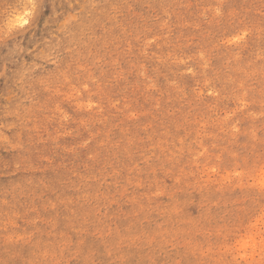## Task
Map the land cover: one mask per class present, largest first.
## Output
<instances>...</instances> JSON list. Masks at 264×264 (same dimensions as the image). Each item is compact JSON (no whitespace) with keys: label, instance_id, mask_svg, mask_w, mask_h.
I'll return each mask as SVG.
<instances>
[{"label":"rangeland","instance_id":"rangeland-1","mask_svg":"<svg viewBox=\"0 0 264 264\" xmlns=\"http://www.w3.org/2000/svg\"><path fill=\"white\" fill-rule=\"evenodd\" d=\"M0 264H264V0H0Z\"/></svg>","mask_w":264,"mask_h":264},{"label":"bare ground","instance_id":"bare-ground-1","mask_svg":"<svg viewBox=\"0 0 264 264\" xmlns=\"http://www.w3.org/2000/svg\"><path fill=\"white\" fill-rule=\"evenodd\" d=\"M19 21H20V22H22L23 20H18V22H17V23H19ZM25 22H26V21H25ZM22 23H23V22H22ZM18 25H19V24H18ZM20 25H21V24H20Z\"/></svg>","mask_w":264,"mask_h":264}]
</instances>
